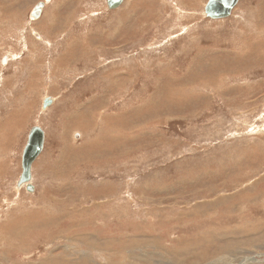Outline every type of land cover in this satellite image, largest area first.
<instances>
[{
	"label": "rangeland",
	"instance_id": "rangeland-1",
	"mask_svg": "<svg viewBox=\"0 0 264 264\" xmlns=\"http://www.w3.org/2000/svg\"><path fill=\"white\" fill-rule=\"evenodd\" d=\"M206 2L0 0V264L264 260V0Z\"/></svg>",
	"mask_w": 264,
	"mask_h": 264
},
{
	"label": "water",
	"instance_id": "water-1",
	"mask_svg": "<svg viewBox=\"0 0 264 264\" xmlns=\"http://www.w3.org/2000/svg\"><path fill=\"white\" fill-rule=\"evenodd\" d=\"M124 0H105L106 8L108 10H115L122 5ZM238 3V0H207L203 11L206 18L210 20H221L230 16L231 11ZM43 2H38L31 10L30 16L37 19L44 8ZM5 59V57L3 58ZM53 99L45 97L42 101L41 109L45 110L52 105ZM44 132L38 127L34 126L27 134V141L21 153V172L16 181V188L21 186L29 193L34 191L31 184V168L32 164L41 153L44 145Z\"/></svg>",
	"mask_w": 264,
	"mask_h": 264
},
{
	"label": "bare ground",
	"instance_id": "bare-ground-1",
	"mask_svg": "<svg viewBox=\"0 0 264 264\" xmlns=\"http://www.w3.org/2000/svg\"><path fill=\"white\" fill-rule=\"evenodd\" d=\"M239 1V0H238ZM41 104H42V101H41ZM41 106V105H40ZM264 262V260H256L255 258L249 260L247 259L246 262H240L239 264H262Z\"/></svg>",
	"mask_w": 264,
	"mask_h": 264
}]
</instances>
